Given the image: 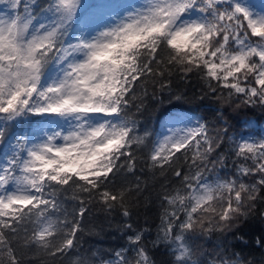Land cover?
Returning <instances> with one entry per match:
<instances>
[{
	"label": "snow or ice",
	"instance_id": "6c2138e0",
	"mask_svg": "<svg viewBox=\"0 0 264 264\" xmlns=\"http://www.w3.org/2000/svg\"><path fill=\"white\" fill-rule=\"evenodd\" d=\"M0 3L7 7L0 9V264H56L78 249L86 202L120 207L129 217L125 200L139 185L115 181L136 168L134 149L146 151L150 171L176 178L159 193L153 242L166 245L171 264H252L239 253L205 262L192 241L239 228L255 208L264 192V126L245 121L249 134L239 137L188 119L149 142L128 110L133 101L142 106L138 83L164 89L157 78L174 70L198 73L235 109L264 110V4L258 10L250 0L111 4L104 7L114 11L113 22L86 31L73 23L81 0ZM28 116L42 119L31 133L10 134ZM225 138L235 171L206 174L225 166L221 155L208 167ZM66 199L78 201V210L69 212ZM124 227L131 232L126 246L107 258L99 250L78 252L71 264H153L142 243L147 229Z\"/></svg>",
	"mask_w": 264,
	"mask_h": 264
},
{
	"label": "trees",
	"instance_id": "16d2710c",
	"mask_svg": "<svg viewBox=\"0 0 264 264\" xmlns=\"http://www.w3.org/2000/svg\"><path fill=\"white\" fill-rule=\"evenodd\" d=\"M2 5L4 6L3 3ZM78 18L73 21L74 24ZM157 80L165 83L167 87L161 89L160 83L141 81L136 85L135 94L142 98V106L137 110L134 105L139 104L140 101H133V105L128 110L129 117L136 122V133L144 135L147 132L149 142L158 139L164 119L180 112L207 123L210 128H227L229 136L242 137L249 134L250 130L244 126L245 121L264 126V110L258 107L235 109L234 104L230 105L226 99L218 98L220 92L216 94L210 92L198 73L193 72L184 76L183 73L174 70L171 75L166 74L164 77H158ZM40 119L41 117L35 116L21 118L18 123L12 125L10 134L28 133L36 127V121ZM256 130L259 131V127ZM229 147L225 138L221 147L209 157L208 167L212 169L211 161H216L221 155L226 157L225 166L221 167L217 164L213 173L206 174H219L223 177L235 171L232 167L233 158L229 154ZM134 151L137 156L136 168L132 173L122 172L115 181L117 187L139 185V190L132 187L125 200V206L131 215L124 217L120 207L108 211L98 203L86 202L82 231L77 236L79 248L58 260L56 264H71L78 252L90 253L93 250H99L107 258L114 250L126 246L127 236L131 234L130 230L124 227L126 223L132 224L136 230L147 229L142 243L147 248L153 264H171L172 257L166 245L161 242L154 246L153 242L157 239V225L160 222L159 193L162 191V185L174 184L176 178L171 172L161 176L158 170L150 171L146 164V151L135 149ZM179 166L185 171L188 170L183 159ZM67 195L70 197L71 193ZM62 198H65L63 194ZM78 204V201L66 199L69 212L74 208L78 210ZM258 240H264V192H261L255 208L250 210L247 218H242L239 228L226 233L212 232L199 236L192 241V245L197 256L205 262L217 253L228 256L239 253L245 262L250 260L252 264H264V243L258 245Z\"/></svg>",
	"mask_w": 264,
	"mask_h": 264
},
{
	"label": "rangeland",
	"instance_id": "374dc122",
	"mask_svg": "<svg viewBox=\"0 0 264 264\" xmlns=\"http://www.w3.org/2000/svg\"><path fill=\"white\" fill-rule=\"evenodd\" d=\"M141 2L142 0H81V7L78 10L80 17L78 18L75 25L78 29L90 31L94 29L98 23L113 22L112 17L114 15V11L110 8L104 7L105 5L118 3L138 4ZM250 2L257 6V10L261 4H264V0H250ZM0 9L7 11V7L5 4L3 6L2 3H0ZM2 14L3 12H0V15ZM188 119H191L193 122L196 120L193 116L183 112L176 113L169 118L164 119L161 123L158 138L162 135L168 134L169 128L183 127L184 122H186ZM34 128H32L28 133H31Z\"/></svg>",
	"mask_w": 264,
	"mask_h": 264
}]
</instances>
